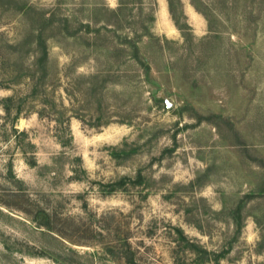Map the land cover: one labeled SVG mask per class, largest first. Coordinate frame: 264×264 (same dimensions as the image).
<instances>
[{"label":"rangeland","instance_id":"1","mask_svg":"<svg viewBox=\"0 0 264 264\" xmlns=\"http://www.w3.org/2000/svg\"><path fill=\"white\" fill-rule=\"evenodd\" d=\"M0 264H264V0H0Z\"/></svg>","mask_w":264,"mask_h":264},{"label":"water","instance_id":"2","mask_svg":"<svg viewBox=\"0 0 264 264\" xmlns=\"http://www.w3.org/2000/svg\"><path fill=\"white\" fill-rule=\"evenodd\" d=\"M167 106L170 108L171 107V103L169 101H167Z\"/></svg>","mask_w":264,"mask_h":264}]
</instances>
